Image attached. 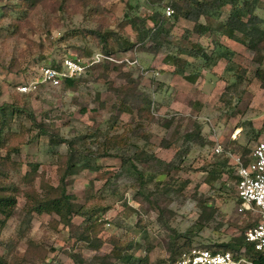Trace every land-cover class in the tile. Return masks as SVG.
Returning a JSON list of instances; mask_svg holds the SVG:
<instances>
[{"label": "rangeland", "instance_id": "1", "mask_svg": "<svg viewBox=\"0 0 264 264\" xmlns=\"http://www.w3.org/2000/svg\"><path fill=\"white\" fill-rule=\"evenodd\" d=\"M169 1H160L159 13ZM148 2L40 0L29 8L21 0H0V188L10 193L13 187L16 196L0 234V259L5 264H75L71 255L81 264H122L116 258L122 253L146 258L147 264H171L169 237L186 235L189 229L191 246L184 245V238L178 240L179 253L243 241L244 228L254 218L237 212L235 174L229 178L225 173L210 185L207 170L209 164L227 158L214 152L217 145L241 155V147L264 142V90L254 79L259 65L246 46L221 36L188 35L185 31L192 24L186 21L176 24L169 37L174 48L199 44L210 52L218 43L232 49L241 76L235 87L227 86L233 79L223 72L222 59L204 69L201 59L194 62L186 74L193 71L198 76L189 83L173 75L171 63L164 59L166 49L153 55L135 45L117 57H134L137 66L110 62L71 88L40 85L30 93L17 90L36 79L41 67L58 64L82 49L98 52L93 32L105 34L115 51L116 38L132 44L124 16H148ZM228 9L223 7L220 20L226 19ZM255 14L264 17V0ZM218 49L215 55L222 52ZM140 68L148 73L141 74ZM137 93L150 100L153 121L128 106ZM164 120L172 122L167 130ZM195 126L203 145L187 144L179 137ZM69 142L93 158L90 165L95 170H80L64 181L65 193L84 213L73 214L67 227L54 214H28L27 205L34 198L56 197ZM166 143L173 145L165 148ZM134 152L142 161L134 160L137 169L128 172L130 160L124 166L122 162ZM203 207L211 209L200 217ZM198 220L203 228L195 232Z\"/></svg>", "mask_w": 264, "mask_h": 264}, {"label": "trees", "instance_id": "2", "mask_svg": "<svg viewBox=\"0 0 264 264\" xmlns=\"http://www.w3.org/2000/svg\"><path fill=\"white\" fill-rule=\"evenodd\" d=\"M38 1L40 0H21V2L25 3V5L29 8L33 7ZM160 1L162 0H149L148 6L151 8V12L146 17L138 14L124 16L125 23L123 24L129 26L133 34L134 42L132 44L129 43L128 40L122 41L121 39L114 37L116 38L114 41V46L118 48V50L115 51L113 45L108 43V39L105 34L101 35L98 32L91 33L98 39V45L100 46V50L98 52L107 56L117 57L119 54H122V52L126 53L127 50L132 49L135 45H138L139 50L153 55L159 54L162 48L166 49L167 53L165 54L164 59H166L168 63H171V67H173V75L179 76L189 83H194L196 81V77L198 76L192 74L193 71H190L186 74L187 69L193 67L194 62L201 59L204 64L201 66V68L204 69L210 67V64H215L216 59H222L225 61L223 72L227 77L233 79L232 83L227 86L235 87L238 82L241 81V76L237 72L238 66L234 61L236 54L232 49L221 47V45L218 43H214V47L210 52H207L205 47L199 44L196 45V48L191 49H188L184 46L179 48H174L172 46V43L169 40L172 28H174V26L180 21H186L192 24V28L189 29L190 31H185V33L188 35H196L197 38H203L206 36H221L231 42L246 46L253 53L254 62L259 65V68L255 70L254 79H256L260 88L264 90V67H261L263 63L262 53L264 52V17L260 18L255 14V10L258 7L260 0H170L169 6L172 9V14L169 16L170 19L165 17L164 13H159L158 9L160 8ZM225 6H228L229 9L226 19L222 21L220 20V16L222 9ZM201 18L204 19V22L200 21ZM108 35L110 37L112 33H108ZM169 48L171 51H168ZM216 48H219L218 50L222 49V52L215 55ZM95 52H87L82 49V51L79 50L77 55L68 57H71L72 59L84 60L90 58ZM181 56L188 57L192 59V61H181V59H179ZM60 64L61 61L58 62V64H51V66L59 67ZM178 64H181V66ZM111 65L112 64L110 62H104V64L100 66L109 67ZM96 68L97 67H92L87 69L82 75L78 77L65 79L61 85L67 88L74 87L82 76H86L90 71ZM135 84V86L138 85V83ZM135 90L136 88H134V91ZM129 104L130 105L128 106L131 109H134L139 117L146 118L148 121H153V118L148 111L150 100L146 96H143L141 93H137L136 96L134 95L131 98ZM17 111L19 110L17 109ZM28 116L33 119L31 114ZM171 125V121H163V129L167 130ZM41 132L44 135L46 134L44 131ZM179 137L187 144H195L199 146L203 145L201 144L203 138L199 127L195 126L192 131L185 132ZM52 140V137H50V143L55 145ZM173 144L166 143L164 144V147L170 148V145ZM250 149L241 147L240 152L243 163L247 162V155L250 152ZM15 150L17 152V148ZM133 154L134 155L131 159L127 158L122 162L124 166L128 163V160H130V166L127 167L128 172L130 170L129 168H133L134 170L137 169L136 166L133 165V163L136 162L134 160L142 161L137 157L135 152ZM91 159L88 155H83L80 150L75 149L73 143L69 142L67 146V155L63 163L65 166L64 175L60 179L58 194L53 199L45 201L41 198L32 199L33 203L29 202L27 205V213L54 214L58 216L61 222L67 227L71 223V216L73 214L83 215L84 213H81L80 207H77V205H75V203L72 201V196L65 193L64 181L67 176L75 175L80 170H95V167L90 165ZM96 159L97 158H94V160ZM208 167L207 176L209 178L207 184L210 185L212 181L220 178L225 173L228 174L229 178H232V173L235 174L233 166L228 165L227 158L211 163ZM138 174V176L141 177L140 173ZM234 179L236 186L238 180L236 175H234ZM6 191H8V188H0V234L2 232V228L6 224V221L12 215L13 209L16 205L14 188L12 187L10 189V193H6ZM202 209L203 211L201 212L200 217H202V215L205 216V212L211 208L207 209V207H203ZM201 224L202 223L200 220L194 224L193 229L196 230L195 232L203 228ZM249 226L250 224L244 229H247ZM192 232V229H189L186 235L174 233L173 236L169 237L170 251L168 254L171 264H174L181 254L177 252V241L184 238V245L190 247L191 239L189 238L193 235ZM83 238L86 240L90 239L88 235H84ZM94 241L95 242L93 246L96 248L98 246V240ZM214 247L217 249H213V251H228L234 255H240V252L242 249H244L245 257L250 259L254 264H264V255L255 252L252 246L246 243L244 239L242 242L230 241L225 244L215 245ZM71 257L75 264L82 263L81 260H78L77 255H71ZM116 258L122 262V264H147L146 258H136L133 255L124 253L117 254ZM0 264L5 263L0 259Z\"/></svg>", "mask_w": 264, "mask_h": 264}, {"label": "built area", "instance_id": "3", "mask_svg": "<svg viewBox=\"0 0 264 264\" xmlns=\"http://www.w3.org/2000/svg\"><path fill=\"white\" fill-rule=\"evenodd\" d=\"M166 16L172 14L169 5L164 6ZM104 62L126 64L131 67L137 64L133 57H112L95 52L88 59H72L64 57L59 67L44 66L39 69L38 77L22 83L17 87L20 93H30L37 90L40 85H48L56 88L65 79L82 75L87 69L98 67ZM124 64V65H125ZM137 66V65H136ZM140 72L146 75L148 71L140 68ZM214 152L223 154L232 161V166L237 176L236 196L239 201L237 212L253 217L252 224L244 232V241L250 244L255 252L264 255V142L254 145L247 155V162L243 163L241 155H235L230 151H224L219 145ZM174 264H254L244 255H234L228 251H213L209 249L191 248L180 254Z\"/></svg>", "mask_w": 264, "mask_h": 264}]
</instances>
